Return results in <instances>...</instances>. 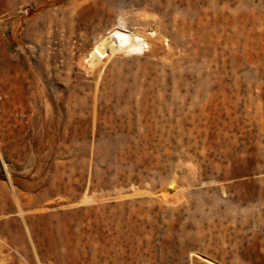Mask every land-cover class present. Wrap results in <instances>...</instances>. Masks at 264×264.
I'll list each match as a JSON object with an SVG mask.
<instances>
[{
  "label": "rangeland",
  "instance_id": "1",
  "mask_svg": "<svg viewBox=\"0 0 264 264\" xmlns=\"http://www.w3.org/2000/svg\"><path fill=\"white\" fill-rule=\"evenodd\" d=\"M0 97V264H264V0H0Z\"/></svg>",
  "mask_w": 264,
  "mask_h": 264
},
{
  "label": "bare ground",
  "instance_id": "2",
  "mask_svg": "<svg viewBox=\"0 0 264 264\" xmlns=\"http://www.w3.org/2000/svg\"><path fill=\"white\" fill-rule=\"evenodd\" d=\"M147 48L148 43L142 37L119 24L94 42L88 59L85 61L90 69H95L98 63H105V59H108L110 55L115 53L140 55Z\"/></svg>",
  "mask_w": 264,
  "mask_h": 264
},
{
  "label": "built area",
  "instance_id": "3",
  "mask_svg": "<svg viewBox=\"0 0 264 264\" xmlns=\"http://www.w3.org/2000/svg\"><path fill=\"white\" fill-rule=\"evenodd\" d=\"M74 42V41H73ZM0 99H1V97H0Z\"/></svg>",
  "mask_w": 264,
  "mask_h": 264
}]
</instances>
